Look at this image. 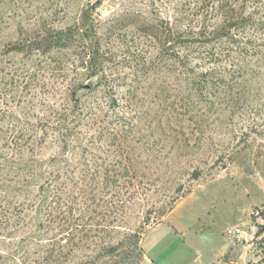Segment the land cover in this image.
Returning <instances> with one entry per match:
<instances>
[{"label": "rangeland", "instance_id": "rangeland-1", "mask_svg": "<svg viewBox=\"0 0 264 264\" xmlns=\"http://www.w3.org/2000/svg\"><path fill=\"white\" fill-rule=\"evenodd\" d=\"M228 9L239 17L231 30ZM84 15L116 70L118 106L95 116L118 115L122 127L81 124L63 155L46 122L69 111L70 83L88 89L89 62L78 35L63 49L45 39ZM173 34L196 39L175 50L216 70L213 88L200 93L179 72ZM84 92L87 108L102 101ZM0 157V264H48L44 248L58 239L51 264H109L96 251L124 231L141 233L155 264L197 263L208 239L232 246L226 260L264 264V0H0ZM33 173L52 181L46 193L27 183Z\"/></svg>", "mask_w": 264, "mask_h": 264}, {"label": "trees", "instance_id": "trees-1", "mask_svg": "<svg viewBox=\"0 0 264 264\" xmlns=\"http://www.w3.org/2000/svg\"><path fill=\"white\" fill-rule=\"evenodd\" d=\"M230 15L228 18V26L227 28L231 30V25L235 26V24L239 21V17L235 16L234 9H228L227 11ZM227 13V14H228ZM234 13V14H233ZM88 15H84L83 22L78 21L76 24H74L72 27L68 28L67 31L64 33L62 31L57 32L55 35H52L47 38L45 48H66L70 41L78 35L80 37V45L78 47L82 46V51L80 53H84L86 55V60H88V66L85 67L86 69L80 73L79 77L84 76V78L89 79L87 81V87L85 88L84 83L81 81L70 83L68 85L67 92L71 96V99H66L64 106H67L68 112H64L60 114V117L57 118V120L53 121L50 125V121L47 120L46 127L51 130L52 134L53 131L57 133L54 135L56 138H59V142L62 145V154L64 155L65 151H71L73 149V144L75 143L76 137H75V127L85 124L89 125V128L91 125H95V129H98L100 133L107 132L108 130H111L112 132L110 134L114 133V128L110 126V124L115 123L113 127L120 128L122 127V121L119 122L118 115L112 116L108 123H105V119L101 116H95V110L97 108H101V104H105L107 109L113 110L118 106V98H117V90L116 85H112L113 81L115 80L116 76V70H112L108 64V58L107 53L105 49L103 50L102 43H101V35L98 33L97 28L95 25L89 24L88 22ZM152 23H147V26H150L155 31V35H158L156 26H151ZM221 31H218L217 34ZM153 34V33H152ZM167 35V39L169 41L173 40L172 45H170V52L171 55L175 57V60L177 64L180 67L179 72L181 74L186 75V80L188 81L189 85L198 86L200 87V93H202L203 88L209 89L210 87L213 88V85L216 83L217 77H216V70L213 72L212 69L210 71H202L201 67L197 63H193L189 61L188 56L186 53H183L182 51H176L175 45L178 43H185L189 41L192 43L193 41H196L192 36L191 37H185L183 39L178 38L175 34ZM160 36V35H159ZM221 36H224L223 33H221ZM232 36V35H231ZM230 36V37H231ZM86 37V38H84ZM85 40H88L86 45H82L85 42ZM215 40V39H213ZM210 41L206 40L204 43H208ZM203 43V44H204ZM21 47V45H18ZM205 55L214 57L217 53L215 51V48L213 47L210 51H206L204 53ZM95 78V81H91V79ZM101 88V89H100ZM196 88V87H194ZM96 90H101L100 95L102 98L100 100H97V102L94 104V107L92 110L90 107H86L81 100V98L84 95V91L86 92H94ZM101 101V102H100ZM69 104V106H68ZM84 110L87 114L90 115H84L80 116L81 113H76L78 109ZM66 110V109H65ZM88 116V117H87ZM70 117V119H69ZM69 120V121H68ZM83 120H85V123H83ZM107 121V120H106ZM69 122V123H68ZM119 123V124H118ZM46 130V128H44ZM48 132V131H47ZM49 133V132H48ZM47 134V133H46ZM43 142L45 140V137H41ZM13 139V138H12ZM12 142V140L10 141ZM8 143V142H7ZM6 160H2V157H0V165L4 164ZM59 161V157H52L51 159V167L52 169H55L56 163ZM2 167V166H0ZM25 168V167H24ZM23 168V169H24ZM33 168V165H28V168L26 171L28 173L30 172L28 169ZM41 168V167H40ZM40 168L38 166H35V170L40 173ZM51 172V171H49ZM50 174V173H49ZM36 174L33 173V177H30V181L27 183H34L39 182L37 184V191H40L43 193H46L49 189L48 187H51L52 181L47 180L45 182H41L42 178H39L43 176V173H40L38 178H36ZM29 185V184H28ZM27 185V186H28ZM49 194V193H47ZM46 194V195H47ZM55 194H58L57 187L53 190V196ZM46 195H42L44 198ZM54 209V208H53ZM261 218L264 220V211L260 212ZM42 224L39 223L36 228L37 232L41 230ZM262 226L260 227V230H262ZM141 233L138 231H124L121 233L120 239L116 241L115 243H108L105 246H102L99 250L96 252L95 259L102 258L103 260H106L109 264H140L142 258H143V252L140 246V239H141ZM67 236V235H66ZM72 239V237H71ZM70 238H67L68 241L71 240ZM59 240V241H58ZM57 242L48 244L44 248V252L46 254V261L48 264H51L53 261L57 259L59 254L55 256L56 250L61 249L64 247L63 239H58ZM41 242V241H39ZM59 243V244H58ZM57 245V246H56ZM59 245V247H58ZM18 260V259H17ZM19 264H25V259H19Z\"/></svg>", "mask_w": 264, "mask_h": 264}, {"label": "crops", "instance_id": "crops-1", "mask_svg": "<svg viewBox=\"0 0 264 264\" xmlns=\"http://www.w3.org/2000/svg\"><path fill=\"white\" fill-rule=\"evenodd\" d=\"M225 242L226 241L222 242L209 239L200 242L198 262L194 264H238L235 258H229L228 260L224 258V254H226L227 251H234L232 246ZM140 264H155V262L144 254Z\"/></svg>", "mask_w": 264, "mask_h": 264}, {"label": "built area", "instance_id": "built-area-1", "mask_svg": "<svg viewBox=\"0 0 264 264\" xmlns=\"http://www.w3.org/2000/svg\"><path fill=\"white\" fill-rule=\"evenodd\" d=\"M242 233L241 229H239L238 227H232L227 229V234L233 237H237L240 236Z\"/></svg>", "mask_w": 264, "mask_h": 264}]
</instances>
